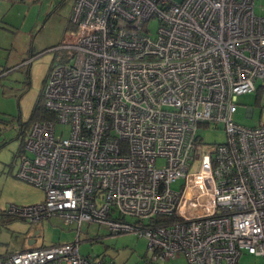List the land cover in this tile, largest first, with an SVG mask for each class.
<instances>
[{
	"label": "built area",
	"instance_id": "built-area-1",
	"mask_svg": "<svg viewBox=\"0 0 264 264\" xmlns=\"http://www.w3.org/2000/svg\"><path fill=\"white\" fill-rule=\"evenodd\" d=\"M257 1L75 0V28L59 46L71 59L51 66L49 116L32 122L18 154L16 176L43 198L6 212L57 215L77 234L0 264H117L80 254L83 221L145 237L152 262L238 264L245 252L264 264V121L233 119L239 94L264 89ZM211 124L226 139L203 145L197 131Z\"/></svg>",
	"mask_w": 264,
	"mask_h": 264
},
{
	"label": "rangeland",
	"instance_id": "rangeland-1",
	"mask_svg": "<svg viewBox=\"0 0 264 264\" xmlns=\"http://www.w3.org/2000/svg\"><path fill=\"white\" fill-rule=\"evenodd\" d=\"M74 3L75 0H0V255L69 241L77 234L76 223L57 215L30 222L6 212L9 205L35 204L43 198L39 188L15 176L17 151L35 121L33 112L42 100L51 66L71 59L72 52L59 46L66 32L75 28L71 22ZM154 27L151 21L152 32ZM260 83L261 79H257L256 87ZM247 108H252L250 116ZM233 119L245 126L264 121V89L239 94ZM55 130L56 134L63 130L64 136L69 132L67 125L57 124ZM197 134L208 146L226 139L221 124L200 127ZM159 162L162 163L160 159ZM179 186V180L171 183L172 188ZM135 219L126 216L127 221ZM78 233L79 252L84 256H103L119 264H143L149 255L146 238L133 231L111 233L104 223L83 221ZM260 262L259 256L245 252L238 258V264Z\"/></svg>",
	"mask_w": 264,
	"mask_h": 264
},
{
	"label": "crops",
	"instance_id": "crops-1",
	"mask_svg": "<svg viewBox=\"0 0 264 264\" xmlns=\"http://www.w3.org/2000/svg\"><path fill=\"white\" fill-rule=\"evenodd\" d=\"M20 150L17 151V152H20ZM15 176H16V172H15ZM178 256H180V257H178ZM111 260H113L114 262H116L114 259H111ZM147 263L148 264H188L187 261L184 259V257L181 254H177L174 258H167L165 260L156 261V262L150 261V259L147 256V257L144 258V263L143 264H147ZM117 264H119V263H117Z\"/></svg>",
	"mask_w": 264,
	"mask_h": 264
},
{
	"label": "trees",
	"instance_id": "trees-1",
	"mask_svg": "<svg viewBox=\"0 0 264 264\" xmlns=\"http://www.w3.org/2000/svg\"><path fill=\"white\" fill-rule=\"evenodd\" d=\"M49 114L46 112L43 106V98L40 103H37L33 112L32 120L43 119L48 117ZM31 248V247H30Z\"/></svg>",
	"mask_w": 264,
	"mask_h": 264
},
{
	"label": "water",
	"instance_id": "water-1",
	"mask_svg": "<svg viewBox=\"0 0 264 264\" xmlns=\"http://www.w3.org/2000/svg\"><path fill=\"white\" fill-rule=\"evenodd\" d=\"M35 234H36V233H35ZM35 234H34V235H35ZM29 242H33V241H29Z\"/></svg>",
	"mask_w": 264,
	"mask_h": 264
}]
</instances>
